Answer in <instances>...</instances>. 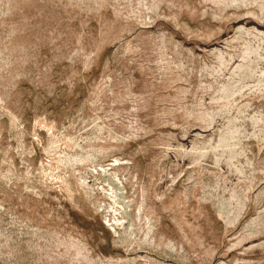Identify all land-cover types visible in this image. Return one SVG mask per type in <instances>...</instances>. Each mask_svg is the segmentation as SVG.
<instances>
[{
  "label": "rangeland",
  "instance_id": "rangeland-1",
  "mask_svg": "<svg viewBox=\"0 0 264 264\" xmlns=\"http://www.w3.org/2000/svg\"><path fill=\"white\" fill-rule=\"evenodd\" d=\"M0 264H264V0H0Z\"/></svg>",
  "mask_w": 264,
  "mask_h": 264
}]
</instances>
